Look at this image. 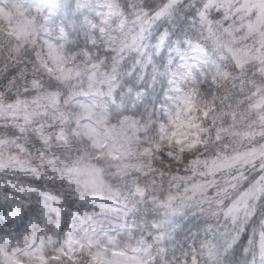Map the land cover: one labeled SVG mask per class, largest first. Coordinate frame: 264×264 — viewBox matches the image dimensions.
I'll use <instances>...</instances> for the list:
<instances>
[{"label": "clouds", "instance_id": "9594fccd", "mask_svg": "<svg viewBox=\"0 0 264 264\" xmlns=\"http://www.w3.org/2000/svg\"><path fill=\"white\" fill-rule=\"evenodd\" d=\"M0 264H264V0H0Z\"/></svg>", "mask_w": 264, "mask_h": 264}]
</instances>
